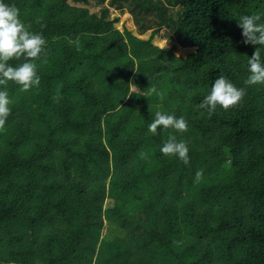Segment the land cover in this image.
<instances>
[{"label": "trees", "instance_id": "obj_1", "mask_svg": "<svg viewBox=\"0 0 264 264\" xmlns=\"http://www.w3.org/2000/svg\"><path fill=\"white\" fill-rule=\"evenodd\" d=\"M6 2L46 44L38 87L3 86L0 264H264V85L245 84L258 46L236 20L264 0ZM163 30L194 51L155 45ZM221 75L245 95L209 114ZM156 112L187 131L151 133ZM170 135L188 165L161 153Z\"/></svg>", "mask_w": 264, "mask_h": 264}, {"label": "clouds", "instance_id": "obj_2", "mask_svg": "<svg viewBox=\"0 0 264 264\" xmlns=\"http://www.w3.org/2000/svg\"><path fill=\"white\" fill-rule=\"evenodd\" d=\"M238 27L242 30L244 45L258 46L250 58L247 59L248 76L245 84L264 85V13L243 14L236 18ZM46 44L39 33L29 30L21 19L18 8L6 0H0V129H2L10 115L11 101L3 86L9 82L17 85L21 91H29L40 84L35 61L40 58ZM10 61H22L18 64ZM159 95L155 87L148 88V95ZM245 95V88L237 87L227 77L221 75L215 79L210 91L197 105L211 114L218 107L229 110L240 103ZM172 129L183 133L188 129V123L183 116L156 112L155 119L148 125V130L156 134L157 131ZM160 151L165 156L179 159L184 165L190 163L189 148L183 140H177L170 135Z\"/></svg>", "mask_w": 264, "mask_h": 264}, {"label": "rangeland", "instance_id": "obj_3", "mask_svg": "<svg viewBox=\"0 0 264 264\" xmlns=\"http://www.w3.org/2000/svg\"><path fill=\"white\" fill-rule=\"evenodd\" d=\"M73 3V2H71ZM93 12H97L99 10V7L95 6V3L90 7ZM120 17V22L118 23L117 27L120 31H124L125 29L131 31L134 35H137L138 37L142 39H149L151 37L152 31H148L143 35H140V31L138 27L136 26V23L134 21V18L129 13L120 14L118 11L113 12V17ZM165 30H163L160 33L159 37H156L153 41V43L161 48L165 49H172L174 46H176L175 53L178 56L185 57L189 53L193 52L194 49H188L181 47L175 40H169L167 37L164 36Z\"/></svg>", "mask_w": 264, "mask_h": 264}]
</instances>
